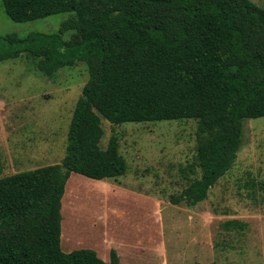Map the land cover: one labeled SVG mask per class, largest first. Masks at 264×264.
<instances>
[{
  "label": "trees",
  "instance_id": "1",
  "mask_svg": "<svg viewBox=\"0 0 264 264\" xmlns=\"http://www.w3.org/2000/svg\"><path fill=\"white\" fill-rule=\"evenodd\" d=\"M3 6L17 22L73 15L54 33L0 35V61L31 55L49 78L85 62L89 79L62 162L0 177V264H119L115 249L105 261L92 248L61 246L71 173L107 180L128 170L116 134L101 146L103 118L197 120L195 165L202 174L173 199L193 206L235 164L244 120L264 116V7L252 0H3Z\"/></svg>",
  "mask_w": 264,
  "mask_h": 264
},
{
  "label": "rangeland",
  "instance_id": "2",
  "mask_svg": "<svg viewBox=\"0 0 264 264\" xmlns=\"http://www.w3.org/2000/svg\"><path fill=\"white\" fill-rule=\"evenodd\" d=\"M252 1L264 7V0ZM72 15L17 22L0 0V35L54 33ZM35 62L27 54L0 61V177L61 163L66 155L88 67L78 62L49 78ZM102 126L101 146L116 134L128 170L107 180L71 173L62 199L65 252L92 248L110 261L115 249L119 264H264V116L244 120L235 164L193 206L173 199L202 174L195 165L197 120L103 118ZM233 219L240 226H224Z\"/></svg>",
  "mask_w": 264,
  "mask_h": 264
}]
</instances>
